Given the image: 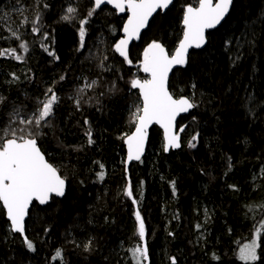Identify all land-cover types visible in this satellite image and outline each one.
Listing matches in <instances>:
<instances>
[{
    "label": "trees",
    "instance_id": "obj_1",
    "mask_svg": "<svg viewBox=\"0 0 264 264\" xmlns=\"http://www.w3.org/2000/svg\"><path fill=\"white\" fill-rule=\"evenodd\" d=\"M70 5L78 8L71 23L61 19ZM189 5L198 6V0H175L159 13L130 48L129 65L114 50L127 14L97 10L81 48L79 20L92 0H0V51L15 48L24 58L0 57V96L6 98L0 129L15 108L19 118L34 113L54 85L60 100L38 144L68 184L64 198L32 207L26 235L35 252L9 230L0 204V264H134L130 250L141 243L137 210L146 226V264H171V258L177 264H243L239 249L264 222V0H234L206 46L172 76L174 97L194 96L198 104L178 123L180 149L166 154L162 132L154 128L145 156L126 168L125 140L135 129L131 112L140 103L130 81L147 78L140 63L152 41L173 54ZM37 13L40 31L33 32ZM20 43L28 45L27 53ZM92 81L95 86L85 87ZM101 165L103 181L97 175ZM129 181L136 204L125 195ZM259 243L256 264H264V230ZM58 249L62 258L55 256Z\"/></svg>",
    "mask_w": 264,
    "mask_h": 264
},
{
    "label": "snow or ice",
    "instance_id": "obj_2",
    "mask_svg": "<svg viewBox=\"0 0 264 264\" xmlns=\"http://www.w3.org/2000/svg\"><path fill=\"white\" fill-rule=\"evenodd\" d=\"M234 0H198V6H187L183 15V36L179 41L173 55H169L165 46L158 41H152L143 52V60L140 69L147 74L146 79L133 78L130 81L132 89L139 90L140 103L134 106L131 112V120L135 125V130L127 136L125 143L128 146V161L141 159L147 139V130L150 125L158 124L164 129V150L179 148V136L174 132V122L180 113H188L198 107L193 97L181 96L175 98L169 90V74L175 66L186 67L189 62V49H200L207 43L206 31L214 29L225 20L229 14ZM173 0H92V7L88 10L87 16L79 20L80 47H84L86 28L89 19L102 10V6L111 4L120 12L127 10L129 13L126 24L123 26L124 38L114 45V50L129 65L132 64L128 54L129 42L138 39L141 29L148 25L149 18L157 10H167ZM78 8L68 6L66 14L61 19L71 23L76 19ZM40 22V14L37 13L33 22V32H39L36 24ZM13 37L20 40L21 37L13 33ZM47 39V36H44ZM243 39V38H241ZM19 49L24 53L29 51L26 43H20ZM45 51H48L45 46ZM50 56H55L49 52ZM23 62V57L17 54L15 48L0 51V57H7ZM58 59V57H56ZM107 59V57H105ZM14 79H18L13 74ZM65 77L62 75L60 80ZM96 81L85 85L87 88L95 86ZM192 88H196L193 82ZM83 92L84 89H79ZM6 98L0 96V104ZM60 100L54 89V85L47 88L44 99H38V107L34 113L27 118H19V108L13 109L10 113V121L6 127L0 129V204L6 211V218L10 222L9 230L12 233H19L23 238L28 251L35 252L34 243L27 237L25 227V217L28 215L29 207L33 201L44 205L49 202L52 196L63 197L66 189V178L63 177L58 168L48 159L38 146V137L42 134V129L51 126L50 117L54 115V106ZM79 107V101H77ZM249 113L254 115L249 109ZM195 119V117H193ZM23 127L13 128L15 123ZM87 124L88 122L85 121ZM183 132L184 128H180ZM88 144L94 143L92 132L89 129L86 133ZM198 134L192 137L189 143L190 148H195V141ZM231 158H229V161ZM97 174L98 180L103 181L105 174L103 165ZM229 168L231 163L229 162ZM173 192H175V182H172ZM234 187V186H233ZM125 195L133 198L132 185L129 181L125 188ZM133 203L137 200L133 198ZM137 221L136 235L141 243L131 249L134 264H146L149 259L148 246L146 241L145 221L139 210L135 212ZM200 226L197 225V228ZM264 230V222L255 232V238L251 243L244 244L239 249V259L243 264H256L260 259L257 249L261 247L259 241ZM171 235V233H169ZM89 244L85 245L88 251ZM55 256L62 258V250L58 249ZM214 259H217L215 255ZM171 264H177L175 258H171Z\"/></svg>",
    "mask_w": 264,
    "mask_h": 264
},
{
    "label": "water",
    "instance_id": "obj_3",
    "mask_svg": "<svg viewBox=\"0 0 264 264\" xmlns=\"http://www.w3.org/2000/svg\"><path fill=\"white\" fill-rule=\"evenodd\" d=\"M174 1H175V0H173V3L169 6V8H168L167 10H159V9H158L157 12H155V13L153 14V16L149 18L148 25H147L145 28L141 29V32H140V36H139V38H138V39H133L132 41L129 42V45H128V54H129V50H130V48L132 47V45L135 44V43H138V42L141 40V38H142L144 32L149 28V26H150L151 22L153 21V19H154L159 13H161V12L165 13V12H167V11L172 7V5L174 4ZM102 7H109L110 9H112L113 11H115L116 13H118L119 15L127 14V15L129 16V13L127 12V10H125L124 12H120V11H118L117 9H115L111 4H106V5H103ZM229 13H230V12H229ZM228 15H229V14H228ZM228 15L226 16V18L228 17ZM226 18H225V20L222 21L221 24L218 25L216 28L220 27V26L226 21ZM127 19H128V17H127ZM126 22H127V20H126ZM126 22H125V24H126ZM125 24H124V25H125ZM216 28H214V29H216ZM214 29H209V30H207V31H206V37H207L208 33L211 32V31H213ZM123 38H124V33H123ZM123 38H122V39H123ZM206 44H207V43H206ZM206 44H205L202 48H200V49H196V48H191V49H189V57H190V55H191L194 51H198V50L203 49V48L206 46ZM174 52H175V51H174ZM174 52H173V54H174ZM173 54H172V55H173ZM169 55H170V54H169ZM181 68H182V66H175V67L173 68L172 72L169 74V84H170V80H171L172 76L174 75V73H175L177 70L181 69ZM144 74H145V73H144ZM145 75H146V77L148 78L147 74H145ZM135 90L138 92V95H139V90H138V89H135ZM169 90H170V88H169ZM192 111H193V110H191V111L188 112V113H180V114L176 117V120H175V122H174V132H175V134H177L178 136H179V134H178V129H179V128H178V123H179V121H180L182 118H184V117H188V116L192 113ZM154 128H158V129L162 132V135H163V145L165 144V140H164V129L161 128L158 124H155V123L152 124V125H150L149 128H148V130H147V139H146V142H145L144 152H143V154H142V156H141V159L145 156V154H146V152H147V148H148V137H149L150 132H151ZM134 130H135V129H134ZM179 143H180V145H181V139H180V137H179ZM38 146H39V144H38ZM39 147H40V146H39ZM163 147H164V146H163ZM180 147H181V146H180ZM180 147H179V148H175V149H170V150L167 151V152H166L165 150H164V151H165L166 154H169V153H171V152H173V151H178V150L180 149ZM125 150H126V168H127V170H128V169L131 167L132 164H134L135 162H138V161H137V160L128 161V159H127V156H128V146H127L126 143H125ZM46 159H47V157H46ZM141 159H140V160H141ZM140 160H139V161H140ZM67 187H68V184H67V181H66L65 195H66V192H67ZM65 195H64L63 197L52 196L51 199L49 200V202L46 203V204H44V205L39 204L37 201H33V204L29 207L28 215L25 217V227H26L27 221H28V219H29L30 212H31L32 207H33L34 204H37V205H39L40 207L45 208V207H47L48 205H50V203L52 202L53 198L62 199V198L65 197ZM2 207H3V206H2ZM3 209H4V208H3ZM4 210H5V209H4ZM5 213H6V211H5ZM9 224H10V222H9ZM13 234H18V235H20L19 233H13ZM25 234H26V233H25ZM20 236H21V235H20Z\"/></svg>",
    "mask_w": 264,
    "mask_h": 264
},
{
    "label": "bare ground",
    "instance_id": "obj_4",
    "mask_svg": "<svg viewBox=\"0 0 264 264\" xmlns=\"http://www.w3.org/2000/svg\"><path fill=\"white\" fill-rule=\"evenodd\" d=\"M2 205V204H1Z\"/></svg>",
    "mask_w": 264,
    "mask_h": 264
}]
</instances>
